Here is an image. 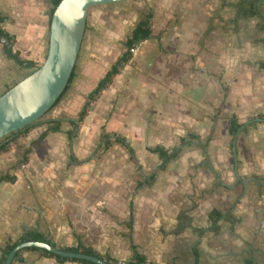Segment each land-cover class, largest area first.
Masks as SVG:
<instances>
[{"label":"crops","instance_id":"obj_1","mask_svg":"<svg viewBox=\"0 0 264 264\" xmlns=\"http://www.w3.org/2000/svg\"><path fill=\"white\" fill-rule=\"evenodd\" d=\"M239 1L161 0L154 36L80 120L144 18L117 7L89 12L68 89L45 123L0 151V256L39 233L61 249L81 242L119 262L136 250L150 264H264V30L258 17L237 16ZM135 2L127 4L141 8ZM52 7L51 0H0L3 28L37 66L47 56ZM32 72L0 43V96ZM233 115L241 126L258 119L235 145ZM56 120L59 130H49ZM190 134L199 139L159 170L153 149L170 150ZM214 209L225 215L217 230ZM41 250L23 249L13 264H88Z\"/></svg>","mask_w":264,"mask_h":264},{"label":"water","instance_id":"obj_2","mask_svg":"<svg viewBox=\"0 0 264 264\" xmlns=\"http://www.w3.org/2000/svg\"><path fill=\"white\" fill-rule=\"evenodd\" d=\"M126 0H62L50 23L48 54L30 75L0 96V139L41 118L61 97L74 72L84 39L89 10L98 5ZM258 120H248L242 128ZM236 152V149H235ZM36 247L56 255L86 260L96 264H113L94 255L75 253L43 241H24L7 255L4 264H12L23 249Z\"/></svg>","mask_w":264,"mask_h":264},{"label":"trees","instance_id":"obj_3","mask_svg":"<svg viewBox=\"0 0 264 264\" xmlns=\"http://www.w3.org/2000/svg\"><path fill=\"white\" fill-rule=\"evenodd\" d=\"M61 1L62 0H51L53 7L49 11L50 23H51V19H52V16L54 14V11ZM257 3H258L257 0H241V1L237 2L235 4L237 16L243 17V18L254 17V16L258 17L261 20V29L264 30V16L259 11ZM152 16L153 15L151 13L146 14L145 17L135 26L131 35L125 41V45L127 47V50L124 52V54L121 57L118 58V60L113 64L112 68L106 72L104 77L99 81L96 88H94L89 93L88 99L84 105V108L82 109V111L80 113V117H79L80 120L84 119V117L87 115L89 110L92 108L93 102L101 95L103 90H105L106 88H108L110 86V84L113 81L114 76L116 74H118L123 69L125 64L130 61V59L132 57L131 48L140 44L142 41L150 39L154 36L153 30L151 27ZM3 22H4V17L0 14V42L3 44V48H4V51L7 55V57L9 59L13 60L16 64H18L22 67L32 68L33 71H35L38 68L37 65L35 64V62L30 60V59H26V58L22 57L20 52L14 48L15 43H16V37L14 34L9 33L8 31H6V29L3 28V26H2ZM259 66H260V68H264V60L260 61ZM75 68H76V65H75ZM74 76H75V69H74V72L70 78V81H69L66 89L64 90L63 94L61 95V97L64 95V93L68 89V87L71 84ZM60 98L54 103V105L57 104V102L60 100ZM261 117L264 118V115H261ZM45 122L46 121H43L41 118H39V119L35 120L34 122H32L31 124L26 125L22 129L14 131V132L10 133L9 135H7L6 137L0 139V151L7 150L9 145L14 140H16L19 136L29 132L36 125L43 124ZM60 125H61V120L53 121V124L50 126L49 130L57 131V130H59ZM240 126H241V124L238 123L237 116L233 115L230 119V127H229L230 134L234 136L237 133V131L239 130ZM47 132L43 133L41 135V138L45 137ZM74 133L75 132L73 131L71 134L74 135ZM195 138L199 139L194 134H190L188 137H183L181 139L179 145H177L176 147H174L170 150L166 149L165 147H161V146H158L155 149H153L154 152L159 153V156L161 159V164L159 165V170L165 169L171 160L177 158L181 154V152L183 151L185 146L191 144L190 139H195ZM103 139H104V142L106 143V145L109 144V141L106 138H103ZM117 141L124 143L125 139L122 137H118ZM202 146L205 148L206 144L202 143ZM131 150L133 152V149H131ZM155 174L156 173H153L152 177H154ZM224 216L225 215L223 213H221L219 210H217V209L212 210V212L210 213V218L212 220V226L210 228L217 230V224H218L217 222H218V220H220ZM200 232H203V229H201ZM24 241H43V242H47V243L54 245L46 237H44L43 235H41L39 233L27 234V235L21 237L18 241L14 242L12 244H9L2 249V253L0 256V264H4L9 252L17 244L24 242ZM30 249L41 250V249L36 248V247H30ZM62 249L67 250V251H71V252H75V253L94 255V256L101 258V256L93 248L86 246L81 242L76 246L62 248ZM41 251L44 255L55 257L60 262L72 260V261H79V262L88 263V264H96V263L86 261V260H79V259H75V258L73 259V258L62 257V256L56 255L54 253H51L45 249H42ZM134 253L135 254H134V257L132 258V260L126 261L127 264H150L147 261L145 256L139 254L136 250H134ZM18 255H17V257H18ZM105 260L110 262V263H113V264H119V261H117L111 257H106ZM248 264H255V263L253 261L249 260Z\"/></svg>","mask_w":264,"mask_h":264},{"label":"rangeland","instance_id":"obj_4","mask_svg":"<svg viewBox=\"0 0 264 264\" xmlns=\"http://www.w3.org/2000/svg\"><path fill=\"white\" fill-rule=\"evenodd\" d=\"M132 1H134V3H136L135 1H139L140 3H141V5L142 6H138V7H141V8H135V6L133 5V6H128V4L127 3H131ZM161 0H157V1H152V0H147V1H144V0H126V1H122V2H117V3H110V4H103V5H98V6H94V7H92L90 10H89V12L90 11H94V9H96V8H105V9H108V7L110 8V7H117V11H118V8H123L124 9V11H125V9H128L130 12H128V14H131L132 16H133V18H134V20H136V18L138 17V15L141 13V12H143V17H145V15L146 14H148V13H151L152 15L154 14V11L155 10H160L161 9V6L162 5H160V2ZM164 6V5H163ZM115 12L116 14L118 13V12ZM127 11V10H126ZM125 11V12H126ZM213 11V9H209L208 10V12H212ZM165 12H167V10L165 11ZM214 12V11H213ZM176 15H179V14H181L180 12H177L176 11V13H175ZM89 15V14H88ZM207 15H209L208 13H207ZM88 20V19H87ZM152 21V20H151ZM173 22V20L171 21V23ZM175 23H176V21H175ZM86 32V31H85ZM49 41H50V37H49V40H48V45H49ZM1 43V42H0ZM83 43V42H82ZM49 47V46H48ZM14 48L16 49V50H18L19 52H20V54H22L21 53V50L19 49V44H17V40H16V43H15V46H14ZM49 49V48H48ZM48 49H47V54H48ZM126 49H127V47H126ZM80 53V52H79ZM24 57V56H23ZM47 57V56H46ZM44 62V61H43ZM42 62V63H43ZM42 63H40L38 66H40ZM37 66V67H38ZM43 118H46V114H44L42 117H41V119H43ZM44 121V120H43ZM124 262H126V261H124Z\"/></svg>","mask_w":264,"mask_h":264},{"label":"built area","instance_id":"obj_5","mask_svg":"<svg viewBox=\"0 0 264 264\" xmlns=\"http://www.w3.org/2000/svg\"><path fill=\"white\" fill-rule=\"evenodd\" d=\"M137 47H138V45H136V46H134V47L131 48V53H132V54H134V53L136 52ZM23 167L25 168L26 165H23ZM119 264H127V263L124 262V261H120Z\"/></svg>","mask_w":264,"mask_h":264}]
</instances>
